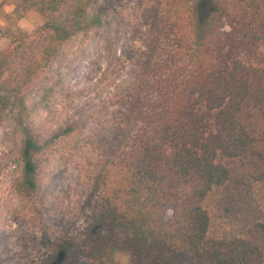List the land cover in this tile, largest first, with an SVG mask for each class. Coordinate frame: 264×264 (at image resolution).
Segmentation results:
<instances>
[{"label":"trees","instance_id":"16d2710c","mask_svg":"<svg viewBox=\"0 0 264 264\" xmlns=\"http://www.w3.org/2000/svg\"><path fill=\"white\" fill-rule=\"evenodd\" d=\"M165 1L168 19L185 16L186 26L180 27L189 53L181 37L177 73L144 64L139 87L143 97L136 100L139 140L128 147L124 131L118 134L119 145L111 150L108 198L91 214L78 245L53 240L49 229L41 231L49 255L41 264H117L115 256L121 251L130 254L131 264H260L264 223L247 240L213 237L203 203L231 179L220 157L237 161L250 176L264 181V69H250L233 59L264 38V0H217L210 11L201 8L202 0ZM92 4L15 0L17 19L30 11L39 14L46 45L32 56L17 46L0 52V126L5 113L24 108L22 88L59 46L102 26L112 1L102 0L91 11ZM20 35L25 44L28 35ZM135 105L123 116L125 121ZM74 130L67 126L49 141L69 137ZM47 143L23 131L19 189L29 196L38 188Z\"/></svg>","mask_w":264,"mask_h":264},{"label":"rangeland","instance_id":"374dc122","mask_svg":"<svg viewBox=\"0 0 264 264\" xmlns=\"http://www.w3.org/2000/svg\"><path fill=\"white\" fill-rule=\"evenodd\" d=\"M101 1L93 0L91 11ZM111 1L102 26L59 46L49 63L41 64L22 88L24 108L3 117L0 264L46 261L49 255L41 243V231L45 229L56 241L74 245L82 241L91 214L99 211L108 198L113 174L111 150L119 145L118 134L124 131L122 137L128 147L139 140L141 124L136 100L143 97L139 87L144 64L149 62L161 73H177L181 37L182 48L186 55L189 53V41L181 35L180 27L186 26L185 16L178 13L173 20L168 19L167 1ZM216 1L202 0L200 6L210 11ZM14 4L15 0H0V52L17 46L27 56L37 55L46 45L44 34L39 32L43 21L34 11L17 19ZM20 32L28 35L25 44ZM233 59L250 69H264V38L259 37L251 48ZM132 104H136L134 114L125 121L123 116ZM70 125L75 130L69 137L49 141L54 133ZM23 131L48 142L40 158L46 162L39 185L30 196L19 189ZM218 161L230 169L231 179L203 203L210 215L209 233L217 238L250 239L264 223V181L250 176L235 160L220 157ZM262 253L257 256L260 264H264V250ZM115 260L117 264H131L126 251L117 253Z\"/></svg>","mask_w":264,"mask_h":264}]
</instances>
